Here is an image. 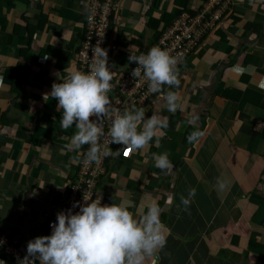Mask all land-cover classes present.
Here are the masks:
<instances>
[{
  "label": "crops",
  "instance_id": "1",
  "mask_svg": "<svg viewBox=\"0 0 264 264\" xmlns=\"http://www.w3.org/2000/svg\"><path fill=\"white\" fill-rule=\"evenodd\" d=\"M16 1L1 5L0 228L27 254L28 241L51 234L48 221L76 178L77 153L66 148L75 127L61 128L57 101L45 95L61 82L57 74L78 70L87 0ZM208 1L118 0L105 44L113 79L135 64L129 54L144 53L182 11ZM178 72L179 87L164 90L178 94L182 109L168 112L159 93L144 107L146 117L168 118L159 144L110 156L93 199H131L137 218L147 202L160 205L166 246L156 264H264V0H232ZM193 131L202 136L189 143ZM163 152L167 171L152 158ZM191 188L184 210L180 197ZM0 261L15 264L2 250Z\"/></svg>",
  "mask_w": 264,
  "mask_h": 264
},
{
  "label": "clouds",
  "instance_id": "2",
  "mask_svg": "<svg viewBox=\"0 0 264 264\" xmlns=\"http://www.w3.org/2000/svg\"><path fill=\"white\" fill-rule=\"evenodd\" d=\"M128 60L136 64L133 77L143 75L149 91L160 94L168 112L175 113L182 109L178 94L164 90L165 85L169 89L180 85L178 57L154 46L147 53L129 54ZM65 71L64 76L57 74L61 82L53 83L51 92L45 97L57 101L61 128L67 130L75 127L66 148L77 153V162L84 145H88L83 153L84 163L91 165L121 152L127 157L132 152L144 150L154 138L159 144L163 130L168 128V118L156 113L146 117L143 107L132 104L123 113L116 110L107 133L109 142L101 146L100 138L105 135L102 121L113 112L108 95L113 90V72L109 69L107 50L101 48L99 43L87 72L77 69ZM194 122L195 117L188 121L189 124ZM201 136L200 131H193L187 140L195 143ZM113 143L123 147L112 151L109 145ZM152 158L155 167L162 171L173 167L167 152L153 153ZM219 187L223 190L225 185L220 183ZM195 194L196 189L191 188L187 197H180L184 210H187ZM101 200L99 194L95 199L92 196L83 197L84 203L74 202L72 205L78 211L73 212L70 208L67 212H58L56 222L50 224L51 234L28 241L27 254L19 264H35L37 260L39 264H156L159 251L166 246L160 205L154 200L147 202L146 210L137 218L129 211L136 207L131 199L111 204H102ZM0 264L4 262L0 261Z\"/></svg>",
  "mask_w": 264,
  "mask_h": 264
},
{
  "label": "built area",
  "instance_id": "3",
  "mask_svg": "<svg viewBox=\"0 0 264 264\" xmlns=\"http://www.w3.org/2000/svg\"><path fill=\"white\" fill-rule=\"evenodd\" d=\"M117 2L118 0H87L84 31L76 57L78 70L83 72L89 70L93 60V53L98 43L101 48L105 49L110 23L118 9ZM231 6L232 0H209L194 15L188 12L181 14L172 26L161 33L156 42L148 46L144 53H147L154 46L167 50L171 55L179 58L178 68L186 57L195 51L203 38L216 29L218 23L229 13ZM135 67L136 64H133L124 75L111 81L113 90L108 95L113 112L111 116L104 118L101 124L105 132V135L100 138L102 147L109 142L107 133L116 110L123 113L132 104L138 108H144L150 100L158 95V93L149 91L148 83L143 75L133 77L132 71ZM114 146V143L109 145L112 151ZM87 149L88 145H85L83 153ZM109 157H104L99 163L89 165L84 163V155L82 154L78 163L76 178L66 191L60 211L67 212L68 209L72 208L74 202L84 203L83 197L92 196V199L94 198L95 189L105 173L106 160ZM72 210L76 212L79 209L72 208ZM55 222L56 216L48 221V226L50 227V224ZM0 250L4 251L15 264H19V261L26 256L13 238L1 228ZM35 264H39V261L37 260Z\"/></svg>",
  "mask_w": 264,
  "mask_h": 264
},
{
  "label": "trees",
  "instance_id": "4",
  "mask_svg": "<svg viewBox=\"0 0 264 264\" xmlns=\"http://www.w3.org/2000/svg\"><path fill=\"white\" fill-rule=\"evenodd\" d=\"M16 0H0V25H4L5 23H6V19L4 18V16H3V14H2V11H3V9L1 8V5H7V6H9V5H13V4H15L14 2H15ZM19 1H23V2H25L26 0H19ZM17 2V1H16ZM186 12V11H185ZM184 11H182V13L181 14H183V13H185ZM189 13V12H188ZM180 14V15H181ZM192 15H194L195 13H191ZM38 18H44V16H38ZM39 20V19H38ZM219 24V23H218ZM218 26V25H217ZM84 31V30H83ZM83 33V32H82ZM160 35H161V33H160ZM160 37V36H159ZM82 38V37H81ZM22 67L21 66H18V68H17V70H16V75L18 74V73H20L21 71H22ZM16 78V77H15ZM24 82H25V78H23V80H21V83H23L24 84ZM16 85V84H15ZM20 85V84H19Z\"/></svg>",
  "mask_w": 264,
  "mask_h": 264
}]
</instances>
